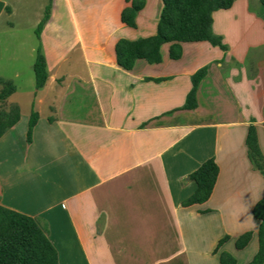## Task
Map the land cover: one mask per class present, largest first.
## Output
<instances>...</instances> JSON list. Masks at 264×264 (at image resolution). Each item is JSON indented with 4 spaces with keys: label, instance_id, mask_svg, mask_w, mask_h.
<instances>
[{
    "label": "crops",
    "instance_id": "crops-1",
    "mask_svg": "<svg viewBox=\"0 0 264 264\" xmlns=\"http://www.w3.org/2000/svg\"><path fill=\"white\" fill-rule=\"evenodd\" d=\"M20 2L0 0V79L16 88L6 106L20 110L0 138V205L38 223L58 264H220L222 252L248 264L258 249L252 210L264 197L245 144L254 126L264 156L259 0H233L212 15L226 50L181 43L172 60L167 43L159 64L136 60L130 71L117 65L115 45L154 36L161 0H145L134 28L120 20L130 0H47L28 30L14 22ZM49 3L38 39L34 25ZM38 47L48 78L36 90ZM206 66L197 108L178 110ZM21 89L33 97L29 111L12 100ZM32 109L39 117L28 141ZM210 158L219 168L210 198L182 207L196 189L188 176ZM246 232L251 240L237 250Z\"/></svg>",
    "mask_w": 264,
    "mask_h": 264
},
{
    "label": "trees",
    "instance_id": "trees-1",
    "mask_svg": "<svg viewBox=\"0 0 264 264\" xmlns=\"http://www.w3.org/2000/svg\"><path fill=\"white\" fill-rule=\"evenodd\" d=\"M145 0H130L129 6L120 15L121 22L127 27H135L136 15L143 9ZM162 9L154 36L135 41L119 40L115 45V58L118 66L126 71L132 70L136 60H145L148 64L162 61L160 48L170 43L169 57L178 60L181 57V43L208 42L210 45L226 50L219 36L212 32L214 12L229 9L233 0H161ZM264 6V0H259ZM50 14V3L44 10L43 17L35 29L39 39L40 32ZM209 67H203L191 77V89L185 104L178 110L194 111L197 108L196 93L201 80L208 74ZM35 89L44 87L48 74L40 47L36 50L33 65ZM157 81V80H156ZM16 91L15 86L0 79V138L20 120L18 106L7 107L6 100ZM177 110V111H178ZM38 113L32 109L28 118L26 137L31 141L32 132L38 121ZM245 144L248 159L255 170L264 177V156L260 150L256 128L249 126ZM219 168L213 158L204 161L188 179L196 185L194 193L182 202V207L203 204L210 198ZM253 217L259 221L257 231L258 249L248 264H264V197L253 207ZM252 233L246 232L235 241L237 250L244 249L251 240ZM228 240L224 237L218 242L214 252ZM220 264H236L228 253L219 254ZM0 264H58L57 252L46 233L29 216L0 205Z\"/></svg>",
    "mask_w": 264,
    "mask_h": 264
},
{
    "label": "rangeland",
    "instance_id": "rangeland-1",
    "mask_svg": "<svg viewBox=\"0 0 264 264\" xmlns=\"http://www.w3.org/2000/svg\"><path fill=\"white\" fill-rule=\"evenodd\" d=\"M45 2H47V0H21L20 10H19L21 14H19V16H17L16 18H14V22L16 26H20V28L23 30L25 29L28 30V28L32 24H34L36 20V12L38 7L41 6L42 4H45ZM36 26L37 25H34V28H36ZM32 99H33L32 95L26 94L25 90L21 89L19 94L14 96L12 100L15 102H19L23 110H25L27 106L29 111L30 107L28 105L30 104V101Z\"/></svg>",
    "mask_w": 264,
    "mask_h": 264
}]
</instances>
